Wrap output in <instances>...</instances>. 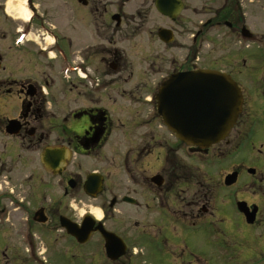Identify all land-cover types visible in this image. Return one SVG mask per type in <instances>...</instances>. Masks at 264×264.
<instances>
[{"label": "flooded vegetation", "instance_id": "1", "mask_svg": "<svg viewBox=\"0 0 264 264\" xmlns=\"http://www.w3.org/2000/svg\"><path fill=\"white\" fill-rule=\"evenodd\" d=\"M77 1L84 17L79 24L71 18L66 46L56 38L45 44V33L54 31L43 19H33L41 14L34 0L25 1L31 18L3 35L8 50L0 52V264H264V210L243 199L235 204L246 202L248 215L256 206L252 220L238 209L217 210L213 181L197 177L183 161L185 153L207 156L210 148L175 138L155 99L171 75L200 69L223 73L242 95L230 133H242L247 141L251 119L258 116L255 105L264 121V0H201L200 8L211 9V16L197 20L193 33L180 29L185 39H177L175 24L184 9H198L197 4L179 0L181 10L172 19L156 9V0L148 1L170 23L147 33V42L163 46L167 66L152 60L146 78L133 83L127 51L142 47L137 39L147 20L124 11L131 0H118L107 17H102L105 8L95 17V3ZM145 4L142 0L140 7ZM161 29L167 33L160 37ZM208 32L215 36L217 55L213 65H199L198 50ZM53 62L66 63L65 71ZM111 139L117 141L107 145ZM258 153L264 157V143ZM85 160L94 168H86ZM234 170L238 177L245 172L248 183L264 185V168L261 176L255 166ZM90 176L99 190L85 189ZM188 183L195 186L189 195ZM79 204L88 209L77 218ZM121 204L138 208L129 234L121 225L129 218L117 208ZM84 214L94 222L86 219L88 240L79 242L64 225L81 226ZM100 229L114 234L109 242ZM251 242L259 251L244 258Z\"/></svg>", "mask_w": 264, "mask_h": 264}, {"label": "rangeland", "instance_id": "2", "mask_svg": "<svg viewBox=\"0 0 264 264\" xmlns=\"http://www.w3.org/2000/svg\"><path fill=\"white\" fill-rule=\"evenodd\" d=\"M25 1L26 0H15V2L18 5H20V7L22 6L23 8L24 7L26 8ZM86 1L88 2V4L95 3V6L98 7L95 17H99V14L100 12H102L103 8L106 9L107 14L102 15V17H107L108 14L114 11L115 9L114 4H116L118 0H86ZM141 1L142 0H131L130 3L124 8V11L126 13H133L137 11L139 12L137 14L139 16V19L147 20L144 33H142L141 36L137 39L138 43L142 47L141 48L133 47L131 51L130 50L127 51V58L130 63L129 71L132 72L131 83H133V81H135L136 79L140 80L142 78H146L147 67L152 60H155L156 66L158 67L160 66L162 68H165L167 66V62H166L167 57L165 59L162 58L163 46L161 45L158 46L159 44L157 43V41H152V43L150 41L151 44L147 42V39L149 38L147 36V33L148 30L151 29L152 27L153 29H156L158 26L169 25L170 23L158 13V11L153 7L151 3L148 2L150 0H147L148 4H145L143 8L140 7ZM200 1L201 0L187 1L188 6H191L192 4L196 3L198 9H193L191 7H188L181 12L180 14L181 23L180 25L175 24V26L178 27L177 39L186 38L185 35L181 34L180 29L183 31V28L186 26V30L188 31L190 28V33H193L194 25L197 20L205 19L211 16V9L200 8L199 6ZM6 2L7 0H0V52H2L3 54L6 53L5 49H7L6 41H4L5 38L3 37V35L12 33L11 30L13 25L17 26L18 24L23 23L22 19H17L16 17L14 18L9 17L13 21L7 18V14L5 12ZM34 4L36 5L40 13L43 15L42 16H40L41 14L35 15L33 19L35 18H37L38 20L43 19V23L46 26L50 25V27L54 31L52 32L49 30L48 32L45 33V36L47 37L45 41L46 45L52 43L54 38H56V41L58 43L60 42L65 45L66 37L69 35V25L71 18H74L75 24H79L81 23L80 18L84 17V15H81L82 12L84 11L83 5L77 0H34ZM28 13L30 14L29 11ZM15 34H17V32ZM179 35H182V38H180ZM214 37H215L214 34L211 32H208L206 33V35L203 36L201 47H199L198 50L199 60L197 63H199V65H213L214 63L213 60L217 55V53L213 50V46H212ZM121 46L125 49H128L126 43H121ZM152 47H157L156 51L151 50ZM153 53H155V55ZM170 53H172V51H170ZM8 55L11 56V54ZM187 56H191L189 50L187 51ZM52 64L55 65L56 67L58 65L59 71L60 69H64V71L66 69V63L53 62ZM63 74L65 75L66 73H59V76L61 77V75ZM60 82L63 81L60 80ZM60 94L61 93H59V96H62ZM252 111L258 114V116H255V118L253 117L251 119L250 129L247 134L248 135L247 141L244 140L242 133L233 130L232 133H230L231 131L229 132V134L224 140L220 141L215 145H211L209 147L210 152L207 156H199V157H197L196 155L188 156L185 153V158L183 159V161L187 165V169L191 168L197 177L199 178L203 177L204 181L205 179L207 180V183L213 181L214 193L217 196L216 197L217 200L215 201V204L217 205V210L220 212L235 211L236 210L235 201L240 199L246 200L248 202L252 201L254 203H257L261 206V209L264 210V185L248 183V178L245 172L239 174L237 182L234 185L227 187L224 186L223 184L224 176L227 173L237 168L241 170L242 168L245 169L249 166H255L257 167L256 176H261L260 170H263L264 168V157L258 153V148L260 143H264V121L260 117L261 111L259 105H255ZM142 129L143 127H139V130L137 131L139 135L141 134ZM0 141H3V139L0 138ZM116 141H117L116 139H111L107 143V145H113L114 142ZM244 141L245 144L242 143ZM239 142L241 146L238 148L237 144ZM126 144L134 145L133 142L130 143L128 142ZM93 164L94 163H91L89 160L84 161V166L88 169L94 168ZM244 164L248 166H243ZM194 190H195V186L189 185V183L186 185L187 195L192 194ZM133 197L137 198L135 194ZM138 197L142 198L144 196L139 194ZM81 200L82 202H84V204H90V203H93L94 205L96 204L95 202L87 201L86 199H81ZM137 200L139 199L137 198ZM117 208L122 210L124 214L129 216V218L127 219H122L123 222L121 223V225H126L129 234L130 231L132 232V222L134 221L132 217L137 215V213L134 212V210L138 208L128 206L126 204H121L117 206ZM86 209L88 208L85 205L79 204V209L76 210V217L79 218L80 215L83 213V211ZM92 209L93 208H91V210ZM141 216H142L141 213L140 215L138 214V219H140ZM118 225H120V221L118 222ZM249 245L251 246L249 248L250 251L245 253L243 257L253 259V256L256 255L259 250L254 248L257 245V243L251 242L249 243ZM237 246L241 251H243V247H244L243 245L237 244ZM153 263L163 264L164 262L161 261L159 263L158 262H153ZM236 263L237 262L234 261L231 262L230 264H236ZM240 263L242 264V262ZM220 264H223V261L220 260Z\"/></svg>", "mask_w": 264, "mask_h": 264}, {"label": "water", "instance_id": "3", "mask_svg": "<svg viewBox=\"0 0 264 264\" xmlns=\"http://www.w3.org/2000/svg\"><path fill=\"white\" fill-rule=\"evenodd\" d=\"M155 5L161 14L172 19L181 10L179 0H156ZM165 33L167 30L161 29L160 37ZM156 101L158 114L168 130L186 145L204 151L227 137L242 109L237 84L223 73L204 69L171 75L161 84ZM248 172L254 173V169L249 168ZM237 176V171L227 174L224 185L234 184ZM84 187L99 190V183L90 176ZM237 208L248 220H252L256 212L254 206L248 215L244 201L237 202ZM90 225L84 219L81 227L71 222L64 226L69 234L83 242L88 238ZM100 232L107 242L114 236L103 229Z\"/></svg>", "mask_w": 264, "mask_h": 264}, {"label": "bare ground", "instance_id": "4", "mask_svg": "<svg viewBox=\"0 0 264 264\" xmlns=\"http://www.w3.org/2000/svg\"><path fill=\"white\" fill-rule=\"evenodd\" d=\"M5 12L8 15H11L13 17H16L17 19H22L23 21H27L29 19V13L28 11L23 8L22 6L18 5L15 0H7L5 4ZM92 214L96 218L101 217V212L98 209H92Z\"/></svg>", "mask_w": 264, "mask_h": 264}]
</instances>
